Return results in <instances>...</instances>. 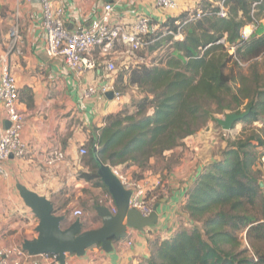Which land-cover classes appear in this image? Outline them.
Returning <instances> with one entry per match:
<instances>
[{"label": "trees", "instance_id": "trees-1", "mask_svg": "<svg viewBox=\"0 0 264 264\" xmlns=\"http://www.w3.org/2000/svg\"><path fill=\"white\" fill-rule=\"evenodd\" d=\"M219 2L226 17L217 15ZM254 20L257 29L243 41L240 31ZM152 23L156 30L144 40L153 42L143 51L163 45L170 51L156 64L124 67L117 75L119 93L123 81L137 87L139 98L133 111L110 114L95 129L86 149L92 170L80 176L102 185L98 162L123 172L148 169L151 158L183 146L208 120L215 122V114L243 107L246 116L234 123L242 124L239 136L226 141L220 157L186 191V225L150 241L148 256L137 264H264V251L256 246L264 240V0H198L194 8ZM221 39L236 45L233 55ZM131 176L140 178L135 171Z\"/></svg>", "mask_w": 264, "mask_h": 264}, {"label": "crops", "instance_id": "crops-1", "mask_svg": "<svg viewBox=\"0 0 264 264\" xmlns=\"http://www.w3.org/2000/svg\"><path fill=\"white\" fill-rule=\"evenodd\" d=\"M105 2L115 4V20L130 24L138 14L148 16L152 22L162 21L168 15H177L183 10L194 8L198 0H179L178 8L170 12L161 9L156 0H55L56 5L63 7L64 23L70 31L87 25L98 16ZM40 23L41 11L37 0L29 3L22 0H0V58H6L9 70L16 79L19 106L24 114L21 137L28 145L24 157L6 161L8 176L0 177V248L20 246L24 239H32L37 235L35 227L38 221L25 206L16 184L46 197L52 203L55 215L65 216L62 228L76 218L82 223L83 230L102 226L97 207L104 206L110 211V206L100 205V199L108 194L112 206L116 208V205L98 174L99 162L96 169L103 186L80 176L83 172H90L92 167L88 163V156L80 155L78 151L80 147L87 149L95 129L104 125L108 115L124 108H133L130 92L134 96L139 93L136 86L129 85L119 100L99 94L85 97L87 86H99L101 83L102 71L78 72L69 68L60 57H48L44 51ZM13 26L20 33V53L7 52ZM140 57L145 64L146 57ZM136 63L140 62L135 61L128 67ZM28 100H31L29 106ZM7 122L0 102V132L6 128ZM201 140L199 133L183 140L184 147L190 146L189 150L195 152L181 159V164L168 162L167 165L166 161L175 149H181L182 146L166 151L162 158H151L148 169L139 171L131 166L126 170L130 175L133 171L138 172L139 179L146 184L148 195L156 196L155 204L158 206L155 225L142 231L126 227L124 238L111 240L110 252L102 250L100 246H92L81 256L66 254L64 264H137L148 256L150 241L169 238L180 226L186 225L187 214L183 209L186 191L200 170L214 160L205 149L208 142L196 144ZM197 146H203V155L196 151L199 148ZM54 150L62 151L64 159L51 166L46 159L48 153ZM75 209L84 215L75 217L72 214ZM33 260L36 264H47L40 256Z\"/></svg>", "mask_w": 264, "mask_h": 264}, {"label": "built area", "instance_id": "built-area-1", "mask_svg": "<svg viewBox=\"0 0 264 264\" xmlns=\"http://www.w3.org/2000/svg\"><path fill=\"white\" fill-rule=\"evenodd\" d=\"M29 3L33 0H22ZM41 11V30L43 32L44 51L48 57H60L65 64L78 72L102 71L103 77L98 85L91 84L85 88L84 96L94 94L106 95L112 92V99L119 100L121 94L116 89L112 73L116 63L126 59L143 61L138 54L153 41H145L148 34L156 30V25L144 14L134 17L132 23L118 22L113 18L115 4L105 2L101 13L91 19L87 25L78 26L70 31L66 28L63 19V7L55 4V0H37ZM179 0H156V4L164 11H175ZM223 2H219L218 17H226L227 12ZM200 14L194 15L196 19ZM257 22L251 21L240 31V39L246 41L257 29ZM179 35V34H178ZM8 51L21 52L20 34L16 26L10 29ZM227 47L233 55L236 45L227 46L224 39L218 41ZM241 66L245 64L240 63ZM0 102L2 103L9 126L0 132V177H7L8 171L5 163L10 158L20 159L27 153V143L21 137L24 114L20 109L19 93L14 75L10 72L7 60L0 58ZM80 155H86L84 147L79 148ZM64 159L62 151L54 150L48 153L46 162L54 165ZM112 174L119 180L124 189L130 190L129 208L137 210L141 215L148 216L155 205L156 196L148 195L146 184L143 180L133 178L118 167H110ZM100 205L110 206L111 213L116 212L112 206L110 195L105 194L99 201ZM75 217L82 213L79 209L72 211ZM126 236V235H125ZM130 244V242H127ZM42 257L47 264H60L56 254L37 255ZM22 250L20 246L0 248V264H29L33 258ZM36 264V262H34ZM32 263V264H34Z\"/></svg>", "mask_w": 264, "mask_h": 264}, {"label": "water", "instance_id": "water-1", "mask_svg": "<svg viewBox=\"0 0 264 264\" xmlns=\"http://www.w3.org/2000/svg\"><path fill=\"white\" fill-rule=\"evenodd\" d=\"M112 98V92L106 93ZM247 111L236 113L230 112L223 118H215L216 124L224 131L232 129L234 123L245 117ZM7 122L5 127H8ZM98 174L103 183L108 187L114 203L116 212L111 213L107 207L98 206L97 213L102 219V226L96 229L83 230L82 223L76 218L67 227L62 228L65 221L64 215H55L52 203L44 196H41L21 184H16V189L38 223L35 227L36 237L24 239L21 248L31 256L43 254H56L60 264H64L66 254L81 256L85 250L92 246H100L106 252L111 251V240L122 239L126 235V227L142 231L146 227L156 224L157 204L148 216L141 215L137 210L129 208L128 201L131 195L119 180L112 174L108 165L98 164ZM262 187V181L259 182Z\"/></svg>", "mask_w": 264, "mask_h": 264}, {"label": "rangeland", "instance_id": "rangeland-1", "mask_svg": "<svg viewBox=\"0 0 264 264\" xmlns=\"http://www.w3.org/2000/svg\"><path fill=\"white\" fill-rule=\"evenodd\" d=\"M5 28H7V26H5ZM168 51H170V50H168V47L166 45H163V47H161L159 49H155L154 51L150 52L149 50H144V51H140L138 54L144 55L146 57L145 58L146 59L145 65L150 66L152 64L158 63L159 61H162L165 58ZM134 62L135 61L125 60V59L117 62L116 66H115V71L112 73L114 80H116L117 75H119L120 73H123L124 67H128L129 65H131V63H134ZM127 63H129V64H127ZM140 64L142 65L144 63L142 61L140 63H136V65H140ZM133 65L136 66L135 64H133ZM243 68L244 69H242L241 71L244 73H248L247 72L248 68H246V67H243ZM257 69H258L259 73L262 72V67L260 65L258 66ZM229 70H231V72H233V73L238 72V69L232 65L229 67ZM118 88L125 90L126 88H128V85H126L123 81H118ZM130 94L132 97L131 101H130V104H131L134 99L136 100L137 98H139L138 94H140V93H138L137 96H134V93H132V92H130ZM124 109H127L128 111H133L134 107L132 109H129V108H124ZM239 111H245V110L243 109V107H240ZM226 113H229V111H227L225 113H221V114H215L214 117L215 118L216 117L217 118H223ZM258 126H260V125L254 124V127H258ZM241 128H242V124L237 123L229 131H224L214 121L208 120L207 123L205 124V126H203L197 132V133L201 134L202 140L199 142H196V144L201 145V143H203V141L206 143L208 142L209 144L207 145V148L205 147V149L209 152L207 154H210L211 159H217L220 157V154L225 147L226 141L227 140L231 141V140L235 139L237 136H239V134L241 132ZM207 134H209L211 136V139L207 137L208 136ZM193 145H195V144H193ZM197 147H199V148L196 151H200V153L203 155V153H204V150L202 149L203 146H197ZM189 149H190V146L188 148H186V147H184V145L182 146L181 149H175L174 152L168 157L166 164L168 165V162L172 163V164H176L179 162L178 164H181L182 163L181 159H183V158L185 159L186 157H189L191 152H195V150L190 151ZM205 153H206V151H205ZM202 158H203V156H202ZM262 171H263V169H262ZM263 174L264 173L262 172V175L260 178L261 180L264 179ZM81 213L82 214L80 216H83L84 213L83 212H81ZM88 226H90V225H88ZM242 236H243V234H242ZM242 243H243L244 247H248L246 244V240L244 238H242ZM256 246L260 250L264 251V240H258L256 242ZM249 253H250V250L248 251V254Z\"/></svg>", "mask_w": 264, "mask_h": 264}]
</instances>
